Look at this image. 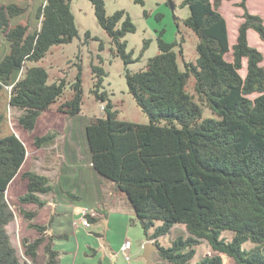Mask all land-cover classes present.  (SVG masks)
Returning <instances> with one entry per match:
<instances>
[{
	"label": "trees",
	"instance_id": "1",
	"mask_svg": "<svg viewBox=\"0 0 264 264\" xmlns=\"http://www.w3.org/2000/svg\"><path fill=\"white\" fill-rule=\"evenodd\" d=\"M91 1L99 24L117 47L116 54L125 64L134 61L124 40L135 31L131 17L124 10L109 15L104 0ZM223 1H183L190 9L184 23L199 39L195 63L186 62L182 69L175 50L178 43L160 37V52L146 68L126 71L129 91L149 116L148 123L117 117L115 104L101 91L105 69L92 64L91 90L106 102L105 115L92 118L85 127L93 166L126 195L147 240H154L160 257L172 264H191L196 246L204 241L215 254L194 264H224L222 254L236 264H264V54L248 38L253 29L264 40V18L249 10L247 0H240L242 21L231 44L228 22L220 11ZM25 10L15 2L0 4V32L10 46L0 61V106L8 95L5 86H11L8 104L21 110L18 122L33 130L41 114L64 94L66 81L49 82L46 68L26 64L43 59L54 45L71 42L78 29L71 0L41 4L40 24L34 31L12 22ZM244 61L246 73L242 75ZM191 79L193 93L188 90ZM82 82L80 70L71 85V98L59 104V111L71 116L81 112ZM204 105L214 116L204 117ZM5 112L0 110V264H21L7 229L15 218L7 197L9 185L17 176L26 180L27 190L18 201L35 204L37 209L47 203L41 194L53 186L48 176L23 169L27 148L18 134L3 132ZM56 135L55 131L36 135L33 144H52ZM22 213L30 221L37 210L22 209ZM157 221L161 223L156 225ZM177 224L185 225L187 233L174 238L170 246H162L159 238ZM29 227L41 235L22 239L24 254L35 261L39 246L45 244L47 264H59L54 237L46 242L49 225L29 222ZM224 231L233 233L231 240L223 237ZM247 242L253 246L246 247Z\"/></svg>",
	"mask_w": 264,
	"mask_h": 264
},
{
	"label": "rangeland",
	"instance_id": "2",
	"mask_svg": "<svg viewBox=\"0 0 264 264\" xmlns=\"http://www.w3.org/2000/svg\"><path fill=\"white\" fill-rule=\"evenodd\" d=\"M171 1L173 8L170 0H104L107 14L112 15L118 10H124L135 25V31L127 33L124 37L127 43L126 51L132 52L134 61L125 64L122 57L116 54L117 47L99 24L93 2L91 0H71V10L75 16V23L78 29L77 36L69 43L54 45L40 61L27 62L26 64L27 66L39 65L46 68L49 73V82L65 79L64 94L48 111L41 114L33 130L25 129L18 122L21 110L10 107L8 103L5 104L4 102L0 106V110L5 109L6 111L3 132L12 131L18 134L28 150L31 151L36 149L33 144L36 135L57 130L59 135L56 142L60 149L62 143H64V138L70 135L69 129L76 128L77 131H74L70 138L80 137L79 143L85 147L84 152L89 155L85 127L92 118L104 116L106 107V102L98 100L91 90L95 81L92 64L100 65L105 69L101 91H106L108 97L115 104V109L118 111L117 117L138 123H148L150 120L149 116L137 104L134 96L129 91L125 76L126 71L135 72L146 68L149 59L160 52V37L168 42L178 43L175 46V50L179 54L178 60L182 69L185 68L186 62L195 63L198 58L197 43L199 39L194 31L184 23V20L190 15V9L187 5H183L184 0ZM9 2H15L26 9L22 15L12 19L13 24L17 22L23 23L28 25L31 31H34L39 26L40 20L37 17V12L39 6L44 4L46 0H0V4ZM239 2L240 0H224L220 5V11L228 22L229 41L231 44L236 42L238 26L242 21L243 9L238 5ZM247 6L252 13L259 14L264 18V0H247ZM248 38L249 43L259 48L264 54V40H261L256 31L250 29ZM8 47L10 49L9 42L4 34L0 32V56L5 53ZM180 48L182 53H179ZM226 58L231 60V52L226 55ZM261 64L264 65V60ZM80 70L83 79L82 110L79 114L71 116L59 111L58 106L62 101L71 98L73 94L71 85L76 80ZM240 72L245 75L246 61H244V68ZM21 75L22 71L18 73V77ZM10 89L11 86H5V95H9ZM188 90L190 93L194 92L193 79L189 82ZM254 96L255 94L251 95L252 98ZM3 100H5V96ZM203 115L204 117L214 116L212 110L206 105H204ZM83 157H85L84 154ZM25 168L30 167L27 165L23 169ZM16 184H13L7 193L8 200L15 214L19 217L22 211L21 203L15 197L23 194L24 186L19 185V182H16ZM120 208L122 209L121 213L112 216V220H115L118 225L115 229L116 234L120 235L125 232L126 228L123 223L126 222L127 231L126 239L124 240L130 241L132 244L128 252L118 250L119 244H116L107 248V251L115 253V259L113 260L109 255L105 257V252L101 249L104 244H101L93 233L90 234L88 228L80 222V219L77 220L73 211L69 209L64 213V216L57 218L52 224L55 230L68 234L67 237L54 239L53 247L60 252V264H99L100 261L103 264H148L144 256V245L147 242V238L143 226L135 213L129 212L127 207L120 206ZM49 219L50 215L42 214L34 222L40 224L49 221ZM17 222L18 220L10 224L8 232L14 246L17 248L21 264H47L45 244L40 245L35 261L24 254L23 238L18 237L17 234ZM160 223V221H157L156 225ZM99 225L104 228L102 221L99 222ZM93 228L94 226L91 229ZM186 233L185 226L177 224L169 234L159 238V243L168 247L174 238ZM36 235V228L26 225L23 227V237L34 238ZM223 237L231 240L233 233L224 231ZM245 246L252 247L253 243L247 242ZM196 248L197 253L191 264H194L205 255L215 254L205 241L196 246ZM222 256L224 264H236L231 257L225 254H222ZM151 259L154 264H172L162 259L156 250L153 251Z\"/></svg>",
	"mask_w": 264,
	"mask_h": 264
},
{
	"label": "crops",
	"instance_id": "3",
	"mask_svg": "<svg viewBox=\"0 0 264 264\" xmlns=\"http://www.w3.org/2000/svg\"><path fill=\"white\" fill-rule=\"evenodd\" d=\"M8 49L9 47L5 53L0 56V61L9 51ZM8 101L9 96L5 98L3 104L4 102L5 104L8 103ZM74 131H77V129L70 128L69 134L71 135L74 133ZM55 132L57 135L54 143L42 147L35 146L36 149L31 151H29L26 147L27 156L23 164V168L29 165L30 168H25L26 170H34L49 177L53 189L49 193L41 194V197L46 199L47 203L40 209H37V206L32 203L21 204V209L27 211L37 210V214L32 220L28 221L25 219L24 214L21 211V216L18 217L17 214H15V220L8 224L7 229H9L10 224L15 223L16 220H18L16 228L17 234L18 237L24 238L22 236V229L25 225L29 226V222L36 223L34 222L35 219L42 214L50 215L49 221L40 223L42 225H49V229L45 233L47 242L50 236H53L54 239L68 236V234L65 232H59L58 230H55L54 225H52L57 218L64 216L66 211L71 209L73 214L76 216V219L79 220L83 210H94L98 213V216L96 217L97 221L92 223L91 227H87L88 231L90 234L93 233L101 244H104L101 249L105 252V257L106 255H109L114 260L115 253H112V251H107V248L109 246L119 244L118 250H123L122 246L128 240H124L126 239L125 237L127 231L126 222L123 223L126 228L125 232H123L121 235L116 234L115 229L118 225L115 220H112V216L121 213L120 211L122 209L120 206L127 207L128 211L131 213H135V210L133 206H131V203L126 195L116 189L114 182L99 176L93 166L90 150V154L88 155L86 152H84L85 147L79 143L80 137L70 138V135H68L67 138L65 137L64 143H62V147L60 148L62 150L61 151L58 147V143L56 142L59 132L57 130H55ZM64 133L66 134V132ZM83 154L85 157H83ZM60 156L62 157L60 158ZM16 182H19V185L21 184L24 186V194L27 190V181L19 179L18 176L15 177L10 183L8 190L13 184H16ZM20 195L15 197L17 201ZM100 221H102V224H104V228L103 226H98ZM92 226H94L93 229H91ZM40 235L41 234L37 230V235L34 238L29 239L33 240ZM61 235L62 237H60ZM54 239L53 244L55 243ZM129 250L124 251L128 252ZM153 251L151 253V257L153 255ZM60 261L61 258L59 252V264ZM100 263L103 264L102 261H100Z\"/></svg>",
	"mask_w": 264,
	"mask_h": 264
},
{
	"label": "built area",
	"instance_id": "4",
	"mask_svg": "<svg viewBox=\"0 0 264 264\" xmlns=\"http://www.w3.org/2000/svg\"><path fill=\"white\" fill-rule=\"evenodd\" d=\"M98 216V213L94 210H83L81 212V215H80V220H81V223L86 226V227H91L92 225V222H91V217H97ZM154 241V240H152ZM131 246V243L130 241H126L124 243V245L122 246V249L123 250H129Z\"/></svg>",
	"mask_w": 264,
	"mask_h": 264
},
{
	"label": "water",
	"instance_id": "5",
	"mask_svg": "<svg viewBox=\"0 0 264 264\" xmlns=\"http://www.w3.org/2000/svg\"><path fill=\"white\" fill-rule=\"evenodd\" d=\"M170 4L172 5V8H173L174 6H173L171 0H170ZM144 247H145L144 256H145L148 264H154L152 259H151V253L153 250H159V248H160L159 245L157 243H155L154 241L149 240L145 243Z\"/></svg>",
	"mask_w": 264,
	"mask_h": 264
}]
</instances>
